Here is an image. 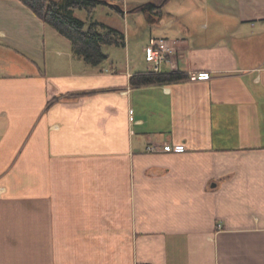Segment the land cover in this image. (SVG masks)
<instances>
[{
	"label": "crops",
	"instance_id": "0c3cea01",
	"mask_svg": "<svg viewBox=\"0 0 264 264\" xmlns=\"http://www.w3.org/2000/svg\"><path fill=\"white\" fill-rule=\"evenodd\" d=\"M174 1L143 71L0 0V264H264V0Z\"/></svg>",
	"mask_w": 264,
	"mask_h": 264
},
{
	"label": "trees",
	"instance_id": "16d2710c",
	"mask_svg": "<svg viewBox=\"0 0 264 264\" xmlns=\"http://www.w3.org/2000/svg\"><path fill=\"white\" fill-rule=\"evenodd\" d=\"M45 23L55 28L72 45L73 55L83 62L98 66L106 60L103 48L126 45L123 31L98 21L87 23L77 16V10H85L91 17L99 5L107 0H20ZM170 0H157L136 6L144 14L148 25L155 26L167 13L164 6ZM117 7L116 5H112ZM118 8V7H117ZM121 12V11H120ZM190 76L182 71L156 73L152 70L139 72L131 77L134 87L166 85L188 80Z\"/></svg>",
	"mask_w": 264,
	"mask_h": 264
},
{
	"label": "rangeland",
	"instance_id": "374dc122",
	"mask_svg": "<svg viewBox=\"0 0 264 264\" xmlns=\"http://www.w3.org/2000/svg\"><path fill=\"white\" fill-rule=\"evenodd\" d=\"M151 1L157 0H107V3L97 7L92 17L85 10H77L76 14L87 23H90L91 21H99L123 30L126 34L127 42L129 41L131 44V51L133 53L132 59L134 60L135 56H137L141 65L140 69L144 71V69L148 67L146 56L143 53V47L146 44L144 40L145 37L150 36L151 32L156 26H158V24L155 26L148 25L144 14L137 11L135 8L137 5ZM174 2V0L167 2L164 9L167 10L169 6L175 4ZM112 5H116L118 8ZM154 36L158 35L154 34ZM65 40L67 44H70L67 39ZM109 48L111 47H106V50H110ZM120 52V57L124 58V49ZM165 70L166 68L164 65L162 66V71Z\"/></svg>",
	"mask_w": 264,
	"mask_h": 264
},
{
	"label": "built area",
	"instance_id": "2783aa9c",
	"mask_svg": "<svg viewBox=\"0 0 264 264\" xmlns=\"http://www.w3.org/2000/svg\"><path fill=\"white\" fill-rule=\"evenodd\" d=\"M175 53V47L170 44L167 39H157L146 48V55L148 59L153 63L151 70L156 73H160L163 64L168 62L169 58ZM201 77V76H198ZM198 77H195L196 79ZM133 114V111H130ZM131 120L133 118L131 117Z\"/></svg>",
	"mask_w": 264,
	"mask_h": 264
}]
</instances>
